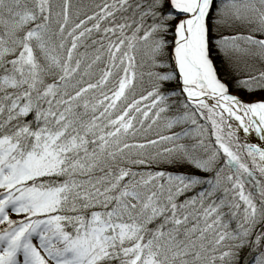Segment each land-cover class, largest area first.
Returning <instances> with one entry per match:
<instances>
[{"label":"snow or ice","instance_id":"6c2138e0","mask_svg":"<svg viewBox=\"0 0 264 264\" xmlns=\"http://www.w3.org/2000/svg\"><path fill=\"white\" fill-rule=\"evenodd\" d=\"M0 264H264V0H0Z\"/></svg>","mask_w":264,"mask_h":264}]
</instances>
